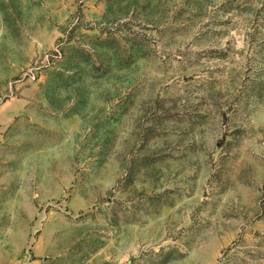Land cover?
<instances>
[{
  "label": "rangeland",
  "instance_id": "obj_1",
  "mask_svg": "<svg viewBox=\"0 0 264 264\" xmlns=\"http://www.w3.org/2000/svg\"><path fill=\"white\" fill-rule=\"evenodd\" d=\"M0 264H264V0H0Z\"/></svg>",
  "mask_w": 264,
  "mask_h": 264
}]
</instances>
